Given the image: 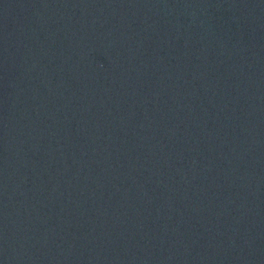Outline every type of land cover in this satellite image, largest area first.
I'll return each instance as SVG.
<instances>
[{
	"label": "water",
	"instance_id": "95a60500",
	"mask_svg": "<svg viewBox=\"0 0 264 264\" xmlns=\"http://www.w3.org/2000/svg\"><path fill=\"white\" fill-rule=\"evenodd\" d=\"M0 264H264V0H0Z\"/></svg>",
	"mask_w": 264,
	"mask_h": 264
}]
</instances>
